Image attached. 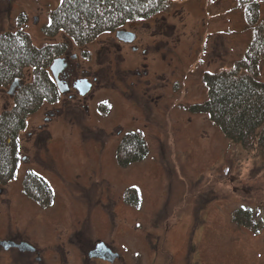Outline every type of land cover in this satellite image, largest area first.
Returning a JSON list of instances; mask_svg holds the SVG:
<instances>
[{"label":"rangeland","instance_id":"obj_1","mask_svg":"<svg viewBox=\"0 0 264 264\" xmlns=\"http://www.w3.org/2000/svg\"><path fill=\"white\" fill-rule=\"evenodd\" d=\"M58 2L0 0V32L20 25L36 45L49 39L68 41L63 33L46 37L40 28ZM259 2L263 20L264 0ZM152 16L140 32L146 39L153 32L155 47L160 41L162 50H170L165 57L155 50L162 77L153 78L158 102L152 115L143 125L140 118L118 113L116 104L109 116L95 108V126H83L82 131L77 122L59 115L41 124L39 140L42 111L29 115L19 134L24 158L14 177L0 185V238L19 230L30 241L52 240L63 247L73 232L88 230L84 238L114 245L123 257L121 264H264V155L245 152L207 115L187 110L206 97L201 72L229 69L242 57L251 37L244 11L236 0H168ZM75 49L71 44L70 51ZM89 64L95 67V61ZM183 71L192 79L189 92ZM260 72L264 78V60ZM30 76V69H24L21 82ZM9 85L0 87V110L12 105L16 87L10 94ZM113 117L124 132L142 133L144 158L118 164L120 134L99 130H107ZM28 169L52 188L50 205L41 206L22 191ZM127 187L137 190L138 206L125 199ZM239 207L250 209L259 220L257 232L233 221L232 211ZM49 253L54 260L61 254ZM26 262L23 254L0 251V264Z\"/></svg>","mask_w":264,"mask_h":264},{"label":"trees","instance_id":"obj_2","mask_svg":"<svg viewBox=\"0 0 264 264\" xmlns=\"http://www.w3.org/2000/svg\"><path fill=\"white\" fill-rule=\"evenodd\" d=\"M168 0H59L49 10L48 20L40 27L46 37L63 33L75 45H84L99 33L113 30L132 19H143L161 12ZM243 9L251 37L241 58L229 69L203 71L201 79L206 97L191 103L187 110L205 114L227 139L239 143L247 152L264 155V78L260 65L264 60V19L259 0H236ZM23 14L18 16L22 21ZM66 41H46L36 45L20 25L0 32V87L22 79L30 69V79L15 89L12 105L0 110V185L11 180L19 164V134L27 118L44 102L57 98L55 83L49 77L51 60L64 52ZM147 147L139 131H127L117 144L119 165L145 157ZM22 191L41 206L53 201V190L35 171L28 169L22 177ZM135 187V186H134ZM134 187L125 189V199L135 206L140 197ZM232 219L257 232L260 222L248 208L232 211Z\"/></svg>","mask_w":264,"mask_h":264},{"label":"flooded vegetation","instance_id":"obj_3","mask_svg":"<svg viewBox=\"0 0 264 264\" xmlns=\"http://www.w3.org/2000/svg\"><path fill=\"white\" fill-rule=\"evenodd\" d=\"M153 17L128 20L113 30L99 33L84 45L66 41V50L57 55L62 59V67L56 73V79L60 83L58 87L56 86L57 98L51 102H44L37 109L42 111L43 119L37 127L36 140L43 137L44 130L41 124L46 125L50 119L53 121L59 115L68 121L77 122L80 126L79 131L84 130L83 126H87L88 129L89 125L95 126L94 118L92 119L95 108L100 115L109 116L112 106L115 108L116 104L118 113L122 112L125 116L132 119L140 118L143 121L152 115L158 102L153 78L162 77L161 72L156 69L155 50H159L163 57L170 53L168 49L165 51L161 49L160 41L155 47L153 32L147 34V39L140 32V28L150 25ZM71 44L76 46L74 51H70ZM90 61H95V67H90ZM199 61L201 59L196 63ZM187 73L183 71L181 77L186 82L184 85L186 92H189L193 85L190 84L192 79L188 78ZM48 74L55 83V77L50 72ZM42 105L49 106L41 108ZM81 116H86L83 123H79ZM108 121L111 126L107 130H99L105 135L120 134L121 139L127 131L124 132L119 124L115 123V117L108 118ZM23 158L24 156L19 157L20 160ZM86 231L88 230H76L61 247L54 246L52 240L42 244L30 241L21 231L15 230L16 234L8 233L5 238H0V251L13 250L17 254H23L27 259L25 264H121L123 260L121 252L112 244H106V256H90V253L96 254L95 247L99 242L85 239ZM2 241L8 245L2 246ZM89 243L94 246L90 247ZM56 250L61 254L54 260L49 252Z\"/></svg>","mask_w":264,"mask_h":264},{"label":"water","instance_id":"obj_4","mask_svg":"<svg viewBox=\"0 0 264 264\" xmlns=\"http://www.w3.org/2000/svg\"><path fill=\"white\" fill-rule=\"evenodd\" d=\"M62 67V59L61 58H55L53 59L52 63L50 64V69L52 71V73L54 74V76H56V73L58 72V70ZM56 78V77H55ZM17 83V81L15 80L11 85H10V89L13 88V86ZM58 86L60 85L59 82H57ZM86 88V86H85ZM84 88V89H85ZM2 246L6 247L8 244L6 242H1ZM103 245V244H98L96 246V254L94 253H90L91 255H98V256H106L107 254V250L105 249L104 245L103 248H100L99 246Z\"/></svg>","mask_w":264,"mask_h":264},{"label":"snow or ice","instance_id":"obj_5","mask_svg":"<svg viewBox=\"0 0 264 264\" xmlns=\"http://www.w3.org/2000/svg\"><path fill=\"white\" fill-rule=\"evenodd\" d=\"M99 247H100V248H103V245H100Z\"/></svg>","mask_w":264,"mask_h":264}]
</instances>
